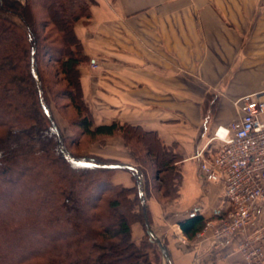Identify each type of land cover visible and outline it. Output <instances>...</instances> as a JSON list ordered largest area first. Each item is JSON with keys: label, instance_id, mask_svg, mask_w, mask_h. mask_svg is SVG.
I'll return each instance as SVG.
<instances>
[{"label": "trees", "instance_id": "obj_1", "mask_svg": "<svg viewBox=\"0 0 264 264\" xmlns=\"http://www.w3.org/2000/svg\"><path fill=\"white\" fill-rule=\"evenodd\" d=\"M94 5L0 0V264H162L145 200L179 199L184 156L177 144L142 126H96L81 84V68L91 60L75 31L91 19ZM50 97L76 111L70 128L79 135L63 143L74 162L47 114ZM114 137L123 139L139 167L91 155L87 146L77 152L86 140L104 146ZM123 172L133 176L132 188L112 183ZM218 217L193 214L178 225L192 241ZM136 223L146 230L139 242L132 239Z\"/></svg>", "mask_w": 264, "mask_h": 264}, {"label": "crops", "instance_id": "obj_2", "mask_svg": "<svg viewBox=\"0 0 264 264\" xmlns=\"http://www.w3.org/2000/svg\"><path fill=\"white\" fill-rule=\"evenodd\" d=\"M75 31L91 60L81 68V84L96 126H142L166 144H178L183 182L184 169L197 163L202 195L192 207L181 204L183 183L167 217L158 201L145 200L166 250L162 264H245L241 236L214 250L196 243L197 237L186 247L178 223L226 209L223 187L199 178L197 156L214 155L215 132L237 120L240 98L264 92V0H95L91 19ZM88 153L136 167L121 138ZM132 178L124 174L113 182L132 187ZM132 238H142L141 228H133Z\"/></svg>", "mask_w": 264, "mask_h": 264}, {"label": "built area", "instance_id": "obj_3", "mask_svg": "<svg viewBox=\"0 0 264 264\" xmlns=\"http://www.w3.org/2000/svg\"><path fill=\"white\" fill-rule=\"evenodd\" d=\"M236 107L239 118L215 132L214 155L197 156L201 179L223 187L226 209L207 222L195 242L214 250L239 235L245 264H264V92L240 98ZM180 241L186 247L190 242L183 236Z\"/></svg>", "mask_w": 264, "mask_h": 264}, {"label": "rangeland", "instance_id": "obj_4", "mask_svg": "<svg viewBox=\"0 0 264 264\" xmlns=\"http://www.w3.org/2000/svg\"><path fill=\"white\" fill-rule=\"evenodd\" d=\"M24 3V1H23ZM63 87V86H61ZM60 88V87H58ZM50 108H51V114H52V118H53V121L57 127V129L59 130L60 132V135L62 137V141L64 143L67 142L69 143L70 142V138L73 137V134L75 133V135H79V133H77V130L76 128L75 129H72L70 128V125L71 123L73 122V120H77V117H76V111H74V109L71 107V108H66V105L68 104V101L67 100H60L58 101L57 103H54L52 98L50 97ZM88 103V102H87ZM89 107H90V104L88 103ZM90 111H91V114H92V109L90 107ZM236 112H237V109H236ZM237 114V113H236ZM236 118L238 119L239 118V115L237 114L236 115ZM207 126H203L202 129L203 131L206 129ZM73 132V133H72ZM114 138H120V137H114ZM122 139V138H121ZM123 140V139H122ZM88 141L90 140H86V145L83 146L82 148H80L77 152H83V148L87 146V148L89 147V151L95 146V145H99V144H94L90 147V145L87 143ZM107 143V141H106ZM105 143V145H106ZM125 144V142H124ZM135 144V143H134ZM89 145V146H88ZM104 145V146H105ZM136 145V144H135ZM102 146V145H100ZM102 146V147H104ZM138 147L141 148L140 145H136ZM177 147H178V144H177ZM125 148L127 149L128 153L132 156L133 160H132V163L136 166V167H139L140 163L138 161V159L132 154V152L126 147L125 145ZM64 151L67 152L65 146H64ZM86 149V148H85ZM96 156V155H95ZM130 156V157H131ZM99 157V156H98ZM102 158V157H101ZM106 160H112V159H106ZM116 161V160H115ZM119 162V161H118ZM121 163V162H120ZM196 165L197 163L196 162H193V163H189L186 167V169H184V172L186 173L187 170H188V173H187V176H185L184 178V182H183V188H184V195H183V199L181 200V204H183V206L186 208H190L193 206V203L196 202L197 200L200 199L201 195H202V192L200 190V187L198 186L199 185V180L197 179L196 181V175H195V168H196ZM124 174H129V176H132L130 173H126V172H123V173H117V174H114V176L111 177V181L112 183L115 185V186H124V185H117L113 182V179L116 178V177H120V176H123ZM196 177V178H195ZM199 178L201 179V176H199ZM140 180L141 182H144L143 179L140 177ZM132 184L135 185V180L134 178H132ZM175 182L172 184L174 185ZM124 187H127V186H124ZM133 187V186H132ZM132 187H127V188H132ZM155 194H157L155 192ZM159 195V194H157ZM160 197V201L159 202L162 207L164 208L165 210V213H166V217L169 216V212L170 210H172V208L176 205H178V200H173L172 198H163V195H159ZM150 200H156L158 201L157 199H150ZM149 200V201H150ZM148 201V200H147ZM149 207V206H148ZM134 227H137V228H141V233H142V238L140 240H138L137 242L141 241L142 239L145 238L146 236V230L145 228L143 227L142 224L140 223H136L134 225ZM133 227V228H134ZM133 239V238H132ZM36 243H33L31 244L29 247L25 248V250H23V252L27 251V250H32L34 247H36Z\"/></svg>", "mask_w": 264, "mask_h": 264}, {"label": "water", "instance_id": "obj_5", "mask_svg": "<svg viewBox=\"0 0 264 264\" xmlns=\"http://www.w3.org/2000/svg\"><path fill=\"white\" fill-rule=\"evenodd\" d=\"M40 93H41V95H42V91H41V90H40ZM46 111H47L48 116L50 117V119L52 120V122H53V124H54V128H55L56 132L58 133V136H59V138H60V142H61V145H62V149H63V148H64V144H63V141H62V137H61L60 132H59V130L57 129V127H56L54 121H53L52 114L50 113V111H49L47 108H46ZM63 151H64V149H63ZM64 153H65V156H66L67 158H69L70 160H72V161L74 162V160H73L72 158L69 157V155L67 154V152L64 151ZM76 163H77V164H83V163H81V162H76ZM120 166H122V167H128V168H130V169H136V167H132V166H126V165H120ZM137 173L139 174V176H141V174H140V172H139L138 170H137ZM143 201H144V199H143ZM146 224H147L148 233H149L150 236L155 240V242L158 244V246L160 247L162 253L165 254V253H166V250H165L164 244L161 242V240L158 238V236L154 233V231L152 230V228H151V226L149 225V222H148V221H146Z\"/></svg>", "mask_w": 264, "mask_h": 264}]
</instances>
